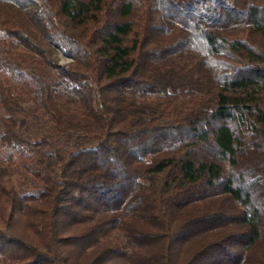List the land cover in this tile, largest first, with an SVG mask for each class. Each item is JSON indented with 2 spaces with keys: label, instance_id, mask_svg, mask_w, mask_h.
I'll return each instance as SVG.
<instances>
[{
  "label": "trees",
  "instance_id": "16d2710c",
  "mask_svg": "<svg viewBox=\"0 0 264 264\" xmlns=\"http://www.w3.org/2000/svg\"><path fill=\"white\" fill-rule=\"evenodd\" d=\"M0 264H264V0H0Z\"/></svg>",
  "mask_w": 264,
  "mask_h": 264
},
{
  "label": "rangeland",
  "instance_id": "374dc122",
  "mask_svg": "<svg viewBox=\"0 0 264 264\" xmlns=\"http://www.w3.org/2000/svg\"><path fill=\"white\" fill-rule=\"evenodd\" d=\"M55 57L59 60L61 64L68 62V60L64 58L60 53H55Z\"/></svg>",
  "mask_w": 264,
  "mask_h": 264
}]
</instances>
